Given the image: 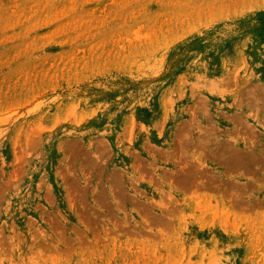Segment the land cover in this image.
<instances>
[{"label": "rangeland", "instance_id": "obj_1", "mask_svg": "<svg viewBox=\"0 0 264 264\" xmlns=\"http://www.w3.org/2000/svg\"><path fill=\"white\" fill-rule=\"evenodd\" d=\"M0 264H264V0H0Z\"/></svg>", "mask_w": 264, "mask_h": 264}]
</instances>
